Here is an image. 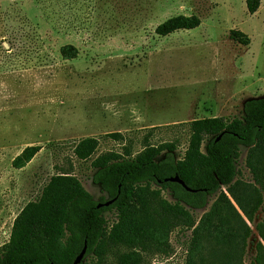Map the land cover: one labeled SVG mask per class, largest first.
<instances>
[{
    "label": "rangeland",
    "instance_id": "obj_1",
    "mask_svg": "<svg viewBox=\"0 0 264 264\" xmlns=\"http://www.w3.org/2000/svg\"><path fill=\"white\" fill-rule=\"evenodd\" d=\"M178 14H195L200 23L154 33L156 24ZM230 29L243 32L248 43L230 39ZM62 44L73 45L75 57L62 59ZM242 80L250 83L243 98L264 95V0L252 14L244 0H0V245L17 212L49 176L67 171L93 200L106 197L91 180L93 157L107 150L133 157L146 144L165 142L181 157L189 118L179 117ZM239 112L240 106L223 116ZM114 131L121 137L105 135ZM87 136L97 139V147L78 159L72 148ZM27 145L39 149L24 166L12 167V157ZM239 153L238 176L252 182L246 148ZM103 215L107 224L113 220V213ZM263 218L264 198L246 221L250 234L242 251L240 245L221 249L232 254L230 261L208 264L252 261L255 242H261L254 224ZM188 239L189 230L173 229L170 253L146 256L145 264H184ZM89 260L95 258L85 255L81 264Z\"/></svg>",
    "mask_w": 264,
    "mask_h": 264
},
{
    "label": "trees",
    "instance_id": "obj_2",
    "mask_svg": "<svg viewBox=\"0 0 264 264\" xmlns=\"http://www.w3.org/2000/svg\"><path fill=\"white\" fill-rule=\"evenodd\" d=\"M244 3L249 14L259 6V0ZM199 23L195 14H178L156 24L154 33L163 36ZM228 36L241 45L248 43L237 29H230ZM58 53L68 60L77 50L62 44ZM185 123L188 139L181 157L173 155L175 146L167 142L146 144L133 157L114 150L93 157L91 180L106 197L93 200L67 171L49 176L39 195L13 218L8 238L0 245V264H70L83 244V257L95 258L88 264H145L146 256L170 253L168 235L175 228L189 230L184 264L228 263L232 254L220 250L234 251L240 245L242 251L250 234L246 221H252L264 198V96L246 99L238 116ZM105 135L121 137L117 131ZM241 146L246 148L244 163L252 182L238 176ZM96 147L97 139L87 136L74 144L72 153L84 160ZM38 149L24 146L12 157L11 166H24ZM171 176L190 190L165 180ZM213 195L207 209L195 217L193 212L204 208ZM112 198L108 205L96 206ZM105 211L114 216L109 224ZM254 229L261 242H255L257 252L248 264H264V218Z\"/></svg>",
    "mask_w": 264,
    "mask_h": 264
},
{
    "label": "crops",
    "instance_id": "obj_3",
    "mask_svg": "<svg viewBox=\"0 0 264 264\" xmlns=\"http://www.w3.org/2000/svg\"><path fill=\"white\" fill-rule=\"evenodd\" d=\"M239 70V69H237ZM213 79L217 78L216 75H212ZM229 79V76H228ZM220 81L221 79H214V81ZM250 83L245 84L244 81L242 80V86H237L234 89H230L229 91H219L220 93L214 94L212 96H209L206 98V100L202 101L201 104H204L203 106L200 107H195L193 110L186 116L184 117H179V119H186L189 118L187 121L191 119H196V118H204V117H218V116H223L224 113L229 112L232 109H235L240 106V111L242 107V103L246 99L250 98H243L245 88L249 87ZM264 96V95H262ZM260 97V96H258ZM256 98V97H254ZM240 113V112H239ZM197 117H191V115H194ZM190 116V117H189ZM186 121V122H187Z\"/></svg>",
    "mask_w": 264,
    "mask_h": 264
},
{
    "label": "water",
    "instance_id": "obj_4",
    "mask_svg": "<svg viewBox=\"0 0 264 264\" xmlns=\"http://www.w3.org/2000/svg\"><path fill=\"white\" fill-rule=\"evenodd\" d=\"M219 136H217L215 139H217ZM165 180L167 181H173V182H177L179 184H181L186 190H190L188 187H186L183 182L177 177V176H171V177H167L165 178ZM114 198L112 199H109V200H106L102 203H98L96 204V206H100V205H103V206H106L108 205L109 203L112 202ZM84 252H85V244H83V246L81 247V249L79 250V252L77 253V255L73 258L72 262L70 264H78L81 262L82 258H83V255H84Z\"/></svg>",
    "mask_w": 264,
    "mask_h": 264
}]
</instances>
